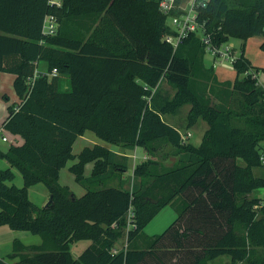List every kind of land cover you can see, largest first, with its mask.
<instances>
[{"label":"trees","instance_id":"1","mask_svg":"<svg viewBox=\"0 0 264 264\" xmlns=\"http://www.w3.org/2000/svg\"><path fill=\"white\" fill-rule=\"evenodd\" d=\"M159 2L0 0V71L15 74L19 98L2 126L22 138L0 149L8 162L0 169V226L43 239H15L0 264H210L222 255L231 264H264V198L251 195L264 188V68L245 55L246 40L264 37V0H209L199 32L176 48L165 39L175 30ZM48 14L58 19L55 34L43 33ZM204 35L213 46L244 40L234 80L220 79L207 63ZM186 103L189 126L208 123L198 145L182 141L164 118ZM88 131L124 150L142 147L149 157L127 178L126 153L102 143L74 152ZM167 143L178 156L171 166L156 158ZM65 167L83 195L60 182ZM38 183L50 193L48 205L30 199ZM175 202L171 225L146 235ZM130 208L127 248L114 252ZM82 239L91 244L74 257L71 244Z\"/></svg>","mask_w":264,"mask_h":264},{"label":"rangeland","instance_id":"2","mask_svg":"<svg viewBox=\"0 0 264 264\" xmlns=\"http://www.w3.org/2000/svg\"><path fill=\"white\" fill-rule=\"evenodd\" d=\"M243 39L240 38H231L228 42H226V45H233L235 48L233 51L238 54V50H240V47L243 44ZM264 41L263 36H253L250 37L248 40L245 42V47H246V55L248 58H250L253 61V64L256 65V67L262 68L264 67V49L261 48V44ZM207 63L211 64L210 57H212L211 54H207ZM214 66V65H213ZM215 70L219 76L220 79H230L234 80L236 77V70L234 68V65L231 60L229 59H221L217 58V62L215 63ZM264 71H261V74ZM244 75H241V77ZM64 86H66V83H64ZM163 90L168 91L169 93H173L174 89L171 87V85L167 84L166 82H163L161 84ZM3 87L6 91V95L9 98V101L6 100L4 97L0 100V130L1 128L3 129V135L8 138L9 141H3L2 136L0 134V144L4 146H8L11 144L14 140L16 142V137L13 135L10 131L6 130L3 128V120L7 116L8 112V105L12 104L16 101L18 95L17 92L14 88L13 81H4ZM155 90V89H154ZM190 104L186 103L182 105L176 112L174 113H169L164 116L165 120L175 126H177L181 132L186 133L187 131H191V136L188 138V141L194 144H199L200 140L202 138L203 132L208 128V123L204 121L203 119H199L195 124L189 126L188 125V112L190 109ZM87 135L83 139H87L89 142H91L92 136L95 137V135L92 132H87ZM92 134V136L90 135ZM98 141L102 144H105L112 149L119 151L121 153H126L129 156V171L125 174L127 178L133 175V168L135 166L134 163V156L135 152L133 150H124L121 147H117L115 145H111L110 143H106L100 138L96 137ZM81 139H79L75 144H74V152L79 153L81 151ZM11 142V143H10ZM87 143L88 145H91L90 143ZM98 142V143H99ZM264 146V142H263ZM85 147V146H83ZM146 151L142 147H138L136 151V162L138 163L139 161L142 160V155ZM173 146L169 143L165 144L160 152H158L156 158L159 159V161L165 165L171 166L173 165L177 159L178 156L174 155L173 153ZM148 155V154H147ZM149 157V155H148ZM76 161V160H75ZM4 160L0 159V169L5 168L2 167ZM73 163V160H70L68 162V165H71ZM241 164H244V162L241 160ZM92 166V163L87 165V168L85 170V173L88 174L90 171V168ZM16 171V177L14 179V183H16L18 186L23 185V178L21 173L18 170ZM257 175H259V170L258 168L254 170ZM133 179V177H132ZM132 179L129 181L131 182ZM61 183L64 185H68L78 196H81L85 192V188L80 185L75 179L74 175L69 171L68 168L63 169L62 175H61ZM117 180L113 181L112 183L117 184ZM258 195L262 198H264V188L257 189L253 192L252 195ZM29 196L30 199L36 203L37 205L44 206L50 198V193L43 183H38L29 188ZM176 202L174 204L167 205L165 208H163L152 220L151 222L146 226L145 228V234L146 235H154V234H160L164 232L167 227L171 225V223L175 220L177 217V211H176ZM133 225L129 222H127L125 228H124V233L121 236V238L117 241L115 248L118 250L121 249H126L127 248V232L130 227ZM14 239H19L23 243L27 245H32V244H41V240L43 241L42 237L39 234H34L30 231H25V230H13L9 226L5 225L0 229V255L1 257H5L8 259V254L12 251L13 249V240ZM41 242V243H39ZM91 244V241L88 239H82L75 241L71 244V251L74 257H78L85 248H87ZM210 264H231V260L229 256L222 255L217 257L216 259L210 260Z\"/></svg>","mask_w":264,"mask_h":264},{"label":"built area","instance_id":"3","mask_svg":"<svg viewBox=\"0 0 264 264\" xmlns=\"http://www.w3.org/2000/svg\"><path fill=\"white\" fill-rule=\"evenodd\" d=\"M64 0H49L50 4H55L61 6ZM209 0H160L159 6L161 11L168 15V22L175 30L174 34L166 35V41L172 43L176 48L181 40L191 32H199L201 28V23L199 22V11L201 7H206ZM177 13H172L173 11ZM59 22L57 17L54 14L46 15L43 23V33L44 34H55L58 30ZM204 41L207 43L206 52L212 55L214 64L217 62V58L229 59L232 63L238 58L239 54H236L233 49L235 46L226 45L224 43L221 46H213L210 43V38L206 35L203 36ZM52 74H56V69ZM3 129L1 128V138L3 141H9L6 136L3 135ZM181 133L182 141H188V138L191 136V132L187 131L186 133ZM148 155L145 154L142 156V159H147ZM136 152L134 156V163L136 164ZM133 211L130 208L127 221L131 223V217ZM117 252L118 249L113 250Z\"/></svg>","mask_w":264,"mask_h":264},{"label":"crops","instance_id":"4","mask_svg":"<svg viewBox=\"0 0 264 264\" xmlns=\"http://www.w3.org/2000/svg\"><path fill=\"white\" fill-rule=\"evenodd\" d=\"M244 42V41H243ZM246 42V41H245ZM240 53V50H238V54ZM207 54H209V53H206V56H207ZM245 55H246V50H245ZM205 56V58H206V61H208L207 60V57ZM247 56V55H246ZM211 59H210V61H211V63L214 65V67H215V64H214V61H213V57H210ZM250 59V58H249ZM251 60V59H250ZM251 63H252V65L253 66H256V65H254L253 64V61L251 60ZM209 64V63H208ZM262 68H264L263 66H262ZM261 71H263V70H261ZM261 71L258 73V79H259V82H260V84L261 85H263V87H264V72H262V74H261ZM14 79H15V74H13V73H10V72H5V71H0V100L4 97V95H6L7 93H6V91H5V89H4V87H3V83H4V81H13V85H14ZM19 101V98L17 97V99H16V101L15 102H18ZM1 102V101H0ZM179 131L181 132V130L179 129ZM191 132V131H190ZM205 132V131H204ZM204 132H203V134H204ZM1 134V133H0ZM85 135H87V134H84V135H81L80 137H78V139H77V141L79 140V139H81L82 141H81V148H83V146H91V145H93V144H95V143H98L99 141H98V139L96 138V136L94 137V136H92V134H90L91 136H92V139H91V142H89L86 138L85 139H83L84 137H85ZM16 137V142H18V143H21L22 142V138L21 137H19V136H15ZM202 137H203V135H202ZM201 140H202V138H201ZM201 140H200V142H201ZM14 141V140H13ZM13 141H11L12 143H13ZM76 141V142H77ZM10 142V143H11ZM90 143L91 145H88L87 143ZM11 143V144H12ZM100 143V142H99ZM194 144V143H193ZM10 145V144H9ZM9 145L8 146H4V145H2V144H0V149L1 150H7L8 149V147H9ZM195 145H198V144H195ZM116 146V145H115ZM118 147V146H117ZM137 151V148L136 149H134V152H136ZM145 154H147L146 152L143 154V155H145ZM142 155V156H143ZM1 160H4V162H3V164L4 165H2V167H7L8 166V162L5 160V159H3V158H0ZM74 162V161H73ZM90 163H92V162H89V163H87L86 164V167H85V170H86V168H87V165L88 164H90ZM66 168H68V167H65V168H63V169H66ZM92 168H93V163H92V166H91V168H90V171L88 172V174L87 173H85L86 175H89L90 173H91V171H92ZM63 169L61 170V174H60V180H61V175H62V171H63ZM74 175V174H73ZM74 179H75V176H74ZM63 184V183H62ZM257 190V189H256ZM255 191V190H254ZM253 191V192H254ZM253 192H252V194H253ZM251 194V195H252ZM252 196H258V195H252ZM3 226H5V225H3ZM3 226H0V229H2V227ZM15 240V239H14ZM14 240H13V242H14ZM41 242H42V240H41ZM41 242H39V243H41ZM25 244V243H24ZM0 257H1V255H0ZM231 260V259H230Z\"/></svg>","mask_w":264,"mask_h":264},{"label":"water","instance_id":"5","mask_svg":"<svg viewBox=\"0 0 264 264\" xmlns=\"http://www.w3.org/2000/svg\"><path fill=\"white\" fill-rule=\"evenodd\" d=\"M49 201H50V199H49ZM49 201L45 205H48L49 204Z\"/></svg>","mask_w":264,"mask_h":264}]
</instances>
